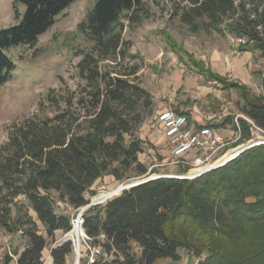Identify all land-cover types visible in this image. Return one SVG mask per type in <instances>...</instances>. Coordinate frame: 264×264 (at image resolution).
Listing matches in <instances>:
<instances>
[{"label":"trees","instance_id":"16d2710c","mask_svg":"<svg viewBox=\"0 0 264 264\" xmlns=\"http://www.w3.org/2000/svg\"><path fill=\"white\" fill-rule=\"evenodd\" d=\"M11 1L14 9L21 6L23 12L19 15L15 10L17 24L0 29V85L14 71L7 51L33 48L77 0ZM93 1L78 26L92 44L76 65L83 86L52 117L35 116L13 125L0 146V231L19 233L26 241L12 256L2 254L0 264H43L49 244L51 264H67L73 243L59 241L56 235L72 231V218L57 212V202L77 210L89 204L86 195L94 194L92 186L105 175L119 183L149 176L139 160L143 142L136 133L152 117L154 101L139 82L141 57L130 54L131 43L123 39L124 19L133 31L147 18L146 0ZM182 2L186 4L175 6L173 16L191 32L202 27L242 39L239 53L257 51L264 59V0ZM164 41L178 60L182 61L180 54L185 56L204 80L239 95L240 143L252 139V125L264 134V77L261 94L254 95L246 86L210 73L169 36ZM230 123L236 131V124ZM82 218L84 244L89 253L98 251L91 264H177L182 251L196 258L207 254L200 264H232L221 250V240L240 237L254 245L239 264L261 258L264 262V145L251 147L192 180L159 178L138 184L90 207ZM228 226L248 233L233 236L225 231Z\"/></svg>","mask_w":264,"mask_h":264},{"label":"rangeland","instance_id":"374dc122","mask_svg":"<svg viewBox=\"0 0 264 264\" xmlns=\"http://www.w3.org/2000/svg\"><path fill=\"white\" fill-rule=\"evenodd\" d=\"M93 4V0L75 1L56 18L51 29L39 37L33 48L19 46L7 51V55L14 64V71L11 79L0 85V146L7 141L9 130L13 125L35 116L39 118L52 117L64 108L67 98L71 94H77L83 86V82L78 77L76 65L81 54L91 51L92 44L79 33L78 26L86 18ZM178 4L183 6L186 2H182V0H146L143 14L147 18L140 25L132 31L125 19L123 21L125 26L123 39L131 43L129 53L141 57L139 82L142 87L158 95L154 102L152 117L148 118L136 133V136L143 142L139 160L148 168V178L182 174L187 170L181 166L164 165L168 158V142L160 136L161 130L156 123V115L164 108H168L169 104L183 102L186 99L191 100L195 104L191 108L192 111L198 115L199 121L204 125L216 124L217 121L224 118H232L233 121L241 117L239 114L241 100L237 93L208 87L195 71L188 72L187 69H180L178 65H182V63L177 61L165 43L164 37L169 36L183 50L191 54H198L208 47V43H220L225 37V35H219L213 31L207 32L201 26V29L196 33L191 32L188 26L183 25L178 18L173 16V9ZM15 10L20 15L23 12V7L17 6L14 9L11 0H0V29L17 24ZM231 46L232 43L229 46L230 53L232 52ZM161 55L163 56L160 59ZM192 55L195 58L194 54ZM236 55L232 54V56ZM179 56L182 58V62L187 61L185 56L181 54ZM134 63H138V61L130 62V64ZM151 66H155L159 70V74L167 73L169 78L167 83L171 85L169 90L175 94L171 103L168 102L167 97H163L165 96L163 95L165 87L162 91L156 87V74H153ZM181 70L184 72L183 83L180 86L171 84L174 81V76L181 74ZM166 86L168 85L166 84ZM257 89L254 86L251 90L252 93L256 95ZM230 129L232 130V127ZM261 138H263L261 133H253L252 139L258 141ZM239 143L238 141L236 144H231L230 148L247 144V142ZM125 184L127 183L116 182L111 176H103L92 186L91 192L94 194L86 195V199L89 200L88 205L92 207L95 202H98V205H103L114 197L109 198L110 193H115L119 187ZM56 210L72 219L77 215L75 210L60 202H57ZM224 229L226 232L232 233L233 236H242V234L248 233L246 229L238 227L228 226ZM56 236L59 241L66 236H72L74 251L68 258L67 264H76L77 259L78 264H84L93 258L91 254L93 250H90L89 253L83 237L79 238L77 255L75 252L77 242L72 231L65 236L60 233ZM228 239L221 240L220 247L226 254H224L225 257L228 256L232 259L230 263L239 264L240 259L250 256L248 250L253 248V240L245 242L243 237L237 238V241ZM25 243V239L19 233L9 235L0 231V257L5 253L12 256L14 251L22 250ZM50 247L51 244L43 252V264H51ZM182 254L184 258L181 261H185V257L189 254L185 252ZM188 257L193 261L186 262V264H200V262H206L207 254L204 253L199 258L192 255ZM248 264H264L263 258Z\"/></svg>","mask_w":264,"mask_h":264},{"label":"built area","instance_id":"2783aa9c","mask_svg":"<svg viewBox=\"0 0 264 264\" xmlns=\"http://www.w3.org/2000/svg\"><path fill=\"white\" fill-rule=\"evenodd\" d=\"M243 43L244 40L242 39H232L231 53L237 54L240 45ZM156 120L160 124L163 136L168 142V158L164 165L181 166L187 170L182 174L156 176L153 179L192 180L231 162L244 152L243 149L246 146L264 145L263 132L252 125V136L254 132H258L262 134L263 138L258 141L251 139L247 144L230 148L231 144H236L240 139V130L236 120L237 130L232 139L223 137L210 126L191 129L188 127L187 117L178 115L173 111L161 112ZM248 122L251 124L250 121ZM88 208H90V205L75 210L77 215L71 221L72 229H74L75 225H78L79 228L82 227V216ZM82 237L85 238L84 236ZM91 254L92 256L98 254V251L93 250ZM92 262L93 258L90 259L88 264Z\"/></svg>","mask_w":264,"mask_h":264},{"label":"crops","instance_id":"0c3cea01","mask_svg":"<svg viewBox=\"0 0 264 264\" xmlns=\"http://www.w3.org/2000/svg\"><path fill=\"white\" fill-rule=\"evenodd\" d=\"M232 38L228 35H225L224 38H222L220 43L217 42H211L208 43V47L205 48V50L203 52H200L198 54L196 53H192L195 56V60L197 62H201L204 64V68L206 70H208L210 73H212L213 75H216L220 78L226 79L227 82H231V83H237L240 85H244L246 86L250 92L252 93V88L255 86L258 91V93L256 95L261 94L262 92V88H261V80L264 77V59H262L259 55V53L257 51H248V52H242V53H237L236 56H232V53H230V49L229 46L232 43ZM220 44V45H219ZM232 47V46H231ZM204 49V48H203ZM174 55V54H173ZM163 55L160 56V59L162 58ZM175 56V55H174ZM176 57V56H175ZM177 59V57H176ZM178 62L182 63L179 64V68L180 69H187L188 72L190 71H195L187 62H182L180 60L177 59ZM188 67V68H187ZM153 74L156 76L155 77V83H156V87L158 89H160L161 91L163 90V97H167L168 98V102L171 103L173 101V96H175V94H173L172 90H169L171 85L169 83H167L168 81V77H167V73H158V69L155 66H151ZM160 68V67H159ZM181 74L175 75L174 76V81L171 82V84H174L175 86H180L183 83V73L182 70L180 71ZM196 72V71H195ZM198 75V77H200L203 82L209 87L211 88H219L222 91H226V92H235L233 90H225L222 85L216 81L213 80H209L206 81L204 80V78L202 76H200L198 73H196ZM154 81V79H153ZM166 84L168 86H166ZM166 89H168V91H166ZM148 91V89H146ZM149 93L153 96L154 98V102L157 100V94L149 91ZM236 93V92H235ZM159 94V93H158ZM253 94V93H252ZM255 95V94H254ZM239 96V95H238ZM240 98V97H239ZM195 104L191 101V100H184L183 102H178L175 104H169L168 108H164L163 110L159 111L156 115V119L157 116L164 111H173L176 114L185 112L188 114L187 120H188V127L191 129H197L200 128L202 126H210L212 127L218 134L222 135L223 137L227 138V139H232L233 136L235 135V130H231L230 128L231 123L233 122L235 123L234 119L232 121V118H224L222 120H219L216 122V124L213 123H208V124H201V122L199 121V117H197L198 115H196L191 108H193ZM240 114V112H239ZM241 115V114H240ZM238 118H243V116L241 115V117ZM227 119H230L227 121ZM210 120V118H209ZM157 125L159 126L160 130H161V137L165 139V137L163 136L162 133V128L160 126V124L157 122ZM183 251L181 252V257L183 260ZM189 255H187L185 257V261H180V263L177 264H186V262L189 261H193L190 259V257H188ZM162 264H173L169 261H166Z\"/></svg>","mask_w":264,"mask_h":264},{"label":"water","instance_id":"95a60500","mask_svg":"<svg viewBox=\"0 0 264 264\" xmlns=\"http://www.w3.org/2000/svg\"><path fill=\"white\" fill-rule=\"evenodd\" d=\"M254 146H256V145H252V146L249 145V146H246V147L243 149V151H245V150H247V149H249V148H251V147H254ZM152 180H155V179L146 177L144 180L139 181V182H129V183H127V184H125V185L119 187V188L116 190V192H115L114 194H112L109 198H111L112 196H117V195L120 194L122 191L127 190V189H129V188H131V187H134V186H136V185H138V184L145 183V182L152 181ZM98 204H99V203H93L92 206H95V205H98ZM79 229L81 230L82 235L85 237V234H84V232H83V230H82V227L79 228ZM72 232H73V230H72ZM71 240H72V236H66V237L64 238V241H71ZM75 252H76V254L78 255V245H76ZM77 261H78V259H77ZM77 261H76V264H78Z\"/></svg>","mask_w":264,"mask_h":264},{"label":"bare ground","instance_id":"6f19581e","mask_svg":"<svg viewBox=\"0 0 264 264\" xmlns=\"http://www.w3.org/2000/svg\"><path fill=\"white\" fill-rule=\"evenodd\" d=\"M114 194V193H110V196ZM94 202V201H93ZM95 203H98V202H95ZM72 235L76 238V245H78V249H79V238L82 237V232L81 230L79 229V226L78 225H75L74 229H73V232H72Z\"/></svg>","mask_w":264,"mask_h":264}]
</instances>
